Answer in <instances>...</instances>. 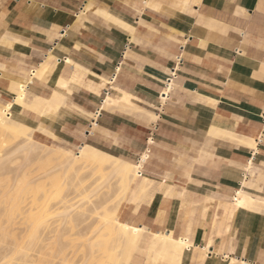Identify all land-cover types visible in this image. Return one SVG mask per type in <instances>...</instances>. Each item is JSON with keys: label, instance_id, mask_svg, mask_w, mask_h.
<instances>
[{"label": "crops", "instance_id": "crops-1", "mask_svg": "<svg viewBox=\"0 0 264 264\" xmlns=\"http://www.w3.org/2000/svg\"><path fill=\"white\" fill-rule=\"evenodd\" d=\"M1 36L6 41H0V62L14 75L29 76L48 52L65 60L61 75L69 91L40 80L27 84L29 98L36 91L43 96L63 91L65 104L52 122L12 108L16 120L54 133L51 138L34 129L40 138L56 142L52 146L69 153L87 141L135 161L153 132L144 166L159 179L166 175V181L139 217L127 207L126 218L164 230L173 214L182 215L173 204L184 190L193 194L186 233L198 237L185 264H223L221 255L229 245L236 258L264 264V212H252L245 223L244 210L234 213L230 198L249 160L255 176L264 175V0H0ZM184 39L176 87L159 105L157 94ZM125 50L114 84L132 94L143 112L119 107L98 111L106 91L119 97L106 80ZM6 86L0 78V101L12 97ZM98 112V125L89 134ZM147 113L159 118L151 122ZM211 125L260 138L257 151L215 138ZM257 186L264 196V181ZM207 196L216 198L218 207ZM214 209L218 215L210 250L215 252L206 255L201 247Z\"/></svg>", "mask_w": 264, "mask_h": 264}, {"label": "bare ground", "instance_id": "bare-ground-1", "mask_svg": "<svg viewBox=\"0 0 264 264\" xmlns=\"http://www.w3.org/2000/svg\"><path fill=\"white\" fill-rule=\"evenodd\" d=\"M103 14L109 17L107 13ZM131 29L133 30V27H131ZM0 39V41H2L4 38L1 36ZM4 41L6 40L4 39ZM11 42L13 43L15 40L12 39ZM181 42L182 44L179 46V52L174 55L175 65L170 68L169 74L163 80V86L157 94L158 104L162 106L169 100L170 93L176 87L175 80L180 70L181 61L183 60L182 49H184L183 46H185L187 39ZM12 43L10 44L9 42L10 45H12ZM126 50L123 58L117 62L111 78L106 80L110 85V89L117 92L119 97L115 98L111 95L110 91H106L98 106V111L112 110L117 107L127 111H142L132 94L126 93L119 86L114 84V79L119 73V69L122 67L124 60L127 58ZM66 60L70 61L68 58ZM64 63L65 60L59 59L48 52L39 65L32 69L29 72V76L26 77L7 72L5 65L0 62V78L7 80L6 88H8L12 95V97H10L11 99L0 101V150L8 145H12L8 151L0 154V176L9 174L8 172L11 168L8 167L9 165H5L6 161H8V163L11 162L14 157H12V155L21 152L26 164L34 159L41 162L42 166L54 168L53 173L45 174L42 176V179L53 181V183H51L52 181L50 182L54 187L50 195V200L54 199V197L58 198L56 203L51 204L52 206L48 204L50 203L48 199L49 202L47 201V205H49V207L43 204L42 207L44 206V209H42L44 212H42V209L39 210L41 213H54L56 218L53 222L44 224L45 226L44 228L42 227L43 229H39L37 226L38 223L32 225L29 230L30 234H28V241L24 237V240L27 242L23 243L20 242V239L23 240L22 234L23 231H26L24 228L27 226H20L23 230H19L20 227H18L17 224H24V222L21 223L23 221L21 219L23 218L25 222L29 220L28 218L31 220L34 219L33 216H31L34 210L32 207L33 204H31L32 208L29 207L30 204L26 207L27 203L26 205L24 204L26 199L23 197H26L24 195H28L26 193L33 194L36 191V193H38L42 188L43 190L45 189L40 183L35 184L36 182L34 183V179L25 177V174L20 177L18 176L19 174H17V176L15 175V178L18 177L19 179L24 176L26 180L22 178L15 183L16 185L14 183L11 184V186L15 185V188L13 187L14 191L11 190V186V189L7 186L9 180L7 183H5L6 181L0 180V182L6 184L2 185H5L4 187L7 189L3 190L4 188L1 185L0 204L8 203V206L5 205V208L2 207L3 210L1 211V213H5L8 224H3L5 219H1L0 216V219L3 220H0V240L1 242L4 241L2 245L5 243L4 246L7 245V248L4 246V248L2 247L3 249L0 248L3 250L0 251V264H10L12 263L11 261H14V264L15 262L17 264H34L36 260H34L33 257L39 255L40 252V248L35 250L34 247L38 242L44 243L43 241L47 240L50 242L53 238L55 239L53 241L58 245L55 252L61 257L59 264H134V262L141 263L142 261L148 262L149 264H185L183 259L186 253L197 245L194 243V240H198L197 236L193 238L192 235L186 233V227L190 220V207L193 194L187 193L184 190L178 191L173 208H181L183 211L182 215L176 217V215L173 214L168 220L167 228L164 230H162V228L153 229L146 224L137 223V218L129 219L123 215L124 213L122 214L125 208L132 207L137 217H139L154 199L161 181H166V175L159 179L153 172L149 171L144 166V163L148 161L149 150L153 149V132L146 139V146L139 158L135 161H128L122 159V157L120 158L111 154L113 151L109 153L87 141L80 143L74 154H70L54 146L39 143L33 138L34 129L38 128L43 132H47L46 129L41 125L31 127L13 117L12 108L16 105L35 112L39 115L40 121L52 122L54 120L60 107L63 106L66 101L65 95L62 93L63 91L61 92L58 89L69 91L67 80L61 75V69ZM35 80L46 82L58 89L50 90L48 96L40 95L36 91L32 94L31 98H29L27 84ZM98 114L99 112L93 114L92 119L94 120L89 124V127L92 128L88 132L89 134H91L93 129L98 125ZM145 116L154 123L159 118V114L157 113H147ZM209 132L215 138H224L251 148L252 154L258 149L257 144L260 140L258 137L252 138L243 136L213 125L210 126ZM46 134H49L51 138L54 137V133L47 132ZM252 167L253 163L249 160L245 166L244 178L241 179L238 186L234 188L230 195L232 204L234 205V213L238 209L244 210L245 223L252 212H264V196L258 194V190H260L261 187L259 188L257 186V182L264 181V175L257 174V176H255ZM84 169L96 170L98 174H100V177H102V181L97 182L96 186L94 185L91 189V193H86L85 199L83 198V201L81 200V202H78L74 201V196H70L71 191L65 194V190L63 191V189H70L72 187L78 190L77 188L80 186L88 188L89 185L85 187L84 184L85 176L79 175V172ZM4 172L7 173L4 174ZM247 172L249 173V175L247 174L248 176L246 175ZM184 175L189 179L188 174ZM9 178L11 179V177ZM18 178L16 179L18 180ZM112 178H115V182L111 181ZM5 179L6 178H4V180ZM16 179L14 182H16ZM42 179L41 177H39V179L37 178L39 181H42ZM103 185H105L104 187H106V190H102L103 187L101 186ZM114 185L116 190L114 189L111 195L109 191ZM91 186L92 182H90V187ZM252 188L255 189L252 190ZM8 190L14 193L10 195V191ZM2 191L6 192L4 193ZM62 192L64 194H62ZM84 192H86V190ZM92 195H96V198L91 199ZM214 200L218 207V200L216 198L206 197L207 202ZM16 213L23 215V218L20 217V219H17L16 217L17 221L21 220V222L13 221L11 223L12 219L15 220ZM36 215L38 216L40 214ZM217 215V209H214L211 216V225L207 241L205 245L201 247L206 255L215 252V250H210V244L212 241L213 224ZM39 217H41V215ZM40 220H37V222ZM33 221H30L31 224H33ZM41 224L42 223H40V225ZM70 233L73 235L80 234L78 236L81 237L82 235L84 236L83 238L89 233L88 237L85 239L86 243L81 246V248L79 247L76 249L73 254L71 252L72 256H69V253L66 252V246L64 242L62 243L61 241L66 238V236H72ZM7 237L10 238L8 241L11 240V244L5 240ZM18 239L20 240L19 242ZM7 242L10 247H8L9 245ZM41 247L44 248V245ZM232 250L233 246L229 245L228 252H224L221 255V262H224L223 264H236L235 262H237V264H252V262L244 258H236ZM32 251L36 252L32 254ZM73 256L79 257V262L74 260V258H72ZM17 261L20 262L18 263Z\"/></svg>", "mask_w": 264, "mask_h": 264}, {"label": "rangeland", "instance_id": "rangeland-1", "mask_svg": "<svg viewBox=\"0 0 264 264\" xmlns=\"http://www.w3.org/2000/svg\"><path fill=\"white\" fill-rule=\"evenodd\" d=\"M33 138L37 141V142H39V143H44V144H46V145H48V146H52L54 143H56V142H53L52 140H48V139H46V138H40L39 136H37V135H35L34 134V136H33ZM12 147V145H8L7 147H4V148H2L1 150H0V154H3L4 152H6V151H8L10 148ZM77 150V149H76ZM76 150H73L72 152H69L70 154H74L75 153V151ZM14 156V157H13ZM12 157H13V159H12V161L11 162H9L8 163V161H6V163H5V165L6 166H8L9 168H11V170H9V174H6L7 172H4V174H6V175H1L0 176V180L1 181H6L5 183H7V181H8V188L11 186V184H15V183H17L18 181H20L22 178L23 179H25L26 180V178H24V176L22 177V178H18V177H16V178H18V180L15 178V175L17 176V174H19L18 176L20 177L21 175H23V174H25V177H27V178H29V179H34V183L35 184H41L42 185V187H44V189L45 190H43V188H42V190L40 191L39 190V192L38 193H26V194H28V195H24V196H26V197H23L24 199H26L25 201H24V204L26 205V203H27V205H26V207H28V205L30 204V208H32L33 207V215H31V216H33V218L35 219H33L32 217V219L34 220H31L30 218H28L29 220V222L27 221V222H25L24 221V218L22 217L23 215H20L19 213H16L15 214V220H13L12 219V221H11V223L13 222V221H17V219H20V217L21 218H23V219H21V220H23L22 222H21V220H19L21 223H23L24 222V224H20V223H18L17 225H18V227H20V226H22V227H26V228H28V229H26V228H24L26 231L24 232L23 231V234H22V238H23V240H24V237H25V239L27 240L28 239V234H30L29 233V230L31 229V226L32 225H34V224H37V226L39 227V229H43L44 228V224H46V223H52L53 222V220L56 218V215H54V213H51V214H48L47 212L46 213H41V211L39 212V210L40 209H42L44 206H46L47 205V201L49 202V200H50V195H51V192H52V189H54V187L52 186V184L51 183H53V181L52 180H50L49 181V179H42V176H44L45 174H48V173H53L54 172V168H51V167H49V166H42L41 165V162H39L38 160H34V159H32L31 161H29V163L28 164H26V162H25V160H24V157H23V154L21 153V152H19V153H16V154H14V155H12ZM25 163V164H24ZM24 165H26V166H24ZM27 175V176H26ZM79 175L80 176H85V181H84V184H85V187H86V185L88 186L89 185V187L88 188H84V187H78L77 189L78 190H75L74 188H64L63 189V191L65 190V194L68 192H70L71 191V193H70V196H74V201H80L81 202V200L84 198L85 199V196L87 195L86 193H91V189L94 187V185L96 186V184H97V182H100V181H102V177H100V174H98V172L96 171V170H90V169H84V170H81L80 172H79ZM7 176H8V178H7ZM2 177V178H1ZM9 177H11V179L9 178ZM39 177H41V179H42V181L40 180H37V178L39 179ZM4 178H6L5 180H4ZM16 179V182H14V180ZM29 179H27V180H29ZM36 180V181H35ZM52 181V182H51ZM111 181L112 182H115V178H112L111 179ZM51 182V183H50ZM90 182H92V186L90 187ZM5 183H3V182H0V188H1V190H2V186H3V190H7L4 186L6 185ZM2 184H5V185H2ZM33 184V183H32ZM2 185V186H1ZM16 185V184H15ZM15 185L13 186H11L12 187V189H11V187L9 188V189H11V190H13L14 191V188H15ZM6 186V187H7ZM105 185H103V186H101V187H103L102 188V190H106V187H104ZM14 187V188H13ZM76 188V187H75ZM114 189L116 190V187H115V185L114 186H112V188H111V190L109 191V193L112 195L113 194V192H114ZM73 190V191H72ZM86 190V192H84ZM8 191H10V190H8ZM9 192L10 193V195H12V193H14V192ZM2 192H4V191H2ZM6 192V191H5ZM4 192V193H5ZM1 194V193H0ZM7 194V193H6ZM53 194V193H52ZM62 194H64L63 192H62ZM86 194V195H85ZM1 198V197H0ZM32 198H33V200H32ZM96 198V195H92V197H91V199H95ZM23 199V200H24ZM49 199V200H48ZM27 200H28V202H27ZM57 200H58V198L57 197H54V199H51L50 200V203H48V204H50V206H52L51 204H54V203H56L57 202ZM83 201V200H82ZM38 203V204H37ZM21 204H23V203H21ZM23 204V205H24ZM31 204H33L32 205V207H31ZM35 204V205H34ZM44 204V206L42 207V205ZM5 205H7L8 206V203H2V204H0V216H1V219H5L4 220V222H3V224H8V222L6 221L7 219H6V216H5V213L4 212H2L1 213V211L3 210V208L2 207H4ZM40 205V206H39ZM35 206V207H34ZM39 206V207H38ZM48 207H49V205H47ZM6 207V206H5ZM4 207V208H5ZM41 207V208H40ZM35 208H36V210H35ZM44 209V208H43ZM43 209H42V212H44L43 211ZM38 210V211H37ZM124 213V214H123ZM1 214H3V215H1ZM31 214H32V211H31ZM36 214H40L41 215V217H42V219H41V217H39L40 215H36ZM122 214L125 216L126 214H125V210H123L122 211ZM34 215H35V217H34ZM5 217V218H4ZM16 217H17V219H16ZM37 217H38V219H37ZM126 217V216H125ZM0 219V220H1ZM44 220V221H41V220ZM3 220H1V221H3ZM26 220H27V218H26ZM37 220H40V221H38L37 222ZM19 221H17V222H19ZM30 221H33V224H31V222ZM5 222H7V223H5ZM40 223H42L41 225H40ZM43 227V228H42ZM21 229V227L19 228V230ZM21 230H23V229H21ZM28 230V231H27ZM28 232V233H27ZM73 232V231H72ZM91 232V231H90ZM72 233H70V235H71ZM89 234V233H88ZM88 234L87 235H85V238H83L84 236H82L81 235V237H79L78 235H80V234H75V235H73L72 234V236H66V238H64L63 240H61L62 241V243L64 242V244H65V246H66V252L67 253H69V256L71 255L72 256V254L74 253V251H76V249H78L79 247L81 248V246H83L85 243H86V238L88 237ZM91 234V233H90ZM27 235V236H26ZM77 235V236H76ZM27 237V238H26ZM8 238V237H7ZM5 239L6 241H8L10 238H8V239ZM21 238V237H20ZM0 239H1V237H0ZM21 240V241H20ZM18 239V242L20 241V242H27L26 240H22V239ZM53 240H55L54 238L53 239H51L50 240V242L48 241H43L44 243H40V242H38L37 243V245L34 247V249L35 250H37V249H39L40 250V252H39V255H33L34 257H33V259L34 260H36L35 262H34V264H59V261H60V255H58V254H56V249L58 248V245L53 241ZM11 241V240H10ZM10 241H8V242H10ZM85 241V242H84ZM7 242V244L9 245V243ZM48 244H47V243ZM0 248H2L4 245H2L3 243H4V241L3 242H1V240H0ZM12 242H10V244H11ZM40 244H43L44 245V248L43 247H41V246H43V245H40ZM47 244V246L45 247V245ZM7 246V245H6ZM6 246H4L5 248H7ZM12 246V245H11ZM3 247V248H4ZM8 247H10V245L8 246ZM2 248V249H3ZM43 248V249H42ZM2 249H0V251H3ZM42 249V250H41ZM42 251V252H41ZM36 251H32L31 253L33 254V253H35ZM71 252H72V254H71ZM38 253V252H37ZM36 253V254H37ZM50 254H52V255H50ZM38 258H40V259H38ZM72 258H74V260H77L78 261V259H79V257H77V256H73ZM77 258V259H76ZM81 261V260H80ZM12 263L14 262V261H11ZM18 263L20 262V261H17ZM79 262V261H78ZM12 263H10V264H12ZM14 264V263H13ZM15 264H17L16 262H15Z\"/></svg>", "mask_w": 264, "mask_h": 264}, {"label": "built area", "instance_id": "built-area-1", "mask_svg": "<svg viewBox=\"0 0 264 264\" xmlns=\"http://www.w3.org/2000/svg\"><path fill=\"white\" fill-rule=\"evenodd\" d=\"M174 65H175V62H174ZM174 65H173V66H174ZM151 133H152V131L149 132V136L151 135Z\"/></svg>", "mask_w": 264, "mask_h": 264}]
</instances>
